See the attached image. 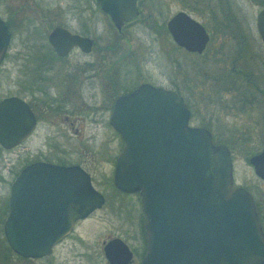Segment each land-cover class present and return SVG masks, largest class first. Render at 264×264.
<instances>
[{"label": "flooded vegetation", "instance_id": "af4514ba", "mask_svg": "<svg viewBox=\"0 0 264 264\" xmlns=\"http://www.w3.org/2000/svg\"><path fill=\"white\" fill-rule=\"evenodd\" d=\"M93 1L97 9L104 13ZM181 1V7L161 24L153 22L149 12L142 18L141 26L151 34L147 35L151 43L155 39L160 42V38L166 35L165 42L172 45V51L166 47H160L158 51L167 64L162 68L156 67L157 77L146 63L149 59L143 61L144 66L141 62L136 64L137 53L129 48L130 36L124 30L142 14V0H136L137 15L119 28L113 26L114 37L106 41L103 34L96 32L97 26L90 25L89 0H0V19L9 33L0 59V81L6 90L0 99L17 97L24 103L23 122L33 119L29 131L23 133L15 145H0L5 150L15 146L21 149L20 166L7 170L11 178L7 180L0 208V264H70L69 258L77 257L90 261L93 254L82 235L81 222L106 203L107 176L103 163L108 165L112 188L123 194L135 193L138 197L142 249L135 261V248L121 236L109 234L101 240L100 251L94 252L97 257L94 260L99 264H108L103 245L110 238L119 237L131 252L127 264H140L146 238L139 196L137 191H122L113 183L116 158L123 146L120 133L109 122L118 95L135 89L141 83H149L172 90L182 97L189 110L188 123L193 117L194 106H197V100L193 99L196 97L200 98L204 108L208 109V105L212 104L214 112L219 109L225 114L241 104L250 109L259 106L263 110L260 117L264 123V44L255 24L258 11L264 8V0ZM253 6L257 7L254 25L239 23L237 17L250 16ZM187 8H196V12ZM177 11L185 12L201 24L206 39L200 50L186 48L173 40L166 22ZM74 21L75 25L72 24ZM56 26L65 28L71 34L88 37L90 45L86 49L78 43L67 44L62 36H55L54 42H51L49 33ZM193 37L198 40L201 34H190L187 37L189 43L193 42ZM122 43L126 46L122 47ZM153 50L150 48L149 55L154 53ZM130 66L134 68L135 77L128 81ZM207 112V118L201 117L195 125L207 128L213 139L210 124L218 123L220 116L213 115L211 110ZM34 161L80 166L88 174L92 187L102 195L103 201L84 216L77 217L69 230L51 246L49 253L24 256L8 246L3 222L9 211L11 182L23 166ZM249 193L264 234V210L253 193ZM58 197L54 194L55 199ZM68 240L71 244L65 250Z\"/></svg>", "mask_w": 264, "mask_h": 264}, {"label": "water", "instance_id": "95a60500", "mask_svg": "<svg viewBox=\"0 0 264 264\" xmlns=\"http://www.w3.org/2000/svg\"><path fill=\"white\" fill-rule=\"evenodd\" d=\"M95 2L116 28L138 13L136 0ZM255 24L264 44V8ZM166 26L177 44L198 50L203 46L201 24L185 12H175ZM190 34L201 37L189 43ZM8 36L0 19V59ZM55 36L86 49L91 43L60 26L52 29L49 40L54 42ZM23 107L17 97L0 99L2 147L15 145L33 124L32 118L23 122ZM188 117L180 95L149 83L118 95L113 103L109 122L123 139L113 183L138 193L146 238L140 264H264V234L255 203L244 186H233L228 147L213 142L210 131L189 124ZM247 161L264 179V146ZM9 192L3 233L8 246L24 256L49 253L77 217L103 201L80 166L46 161L23 166ZM103 250L108 264H127L131 256L119 237L107 240Z\"/></svg>", "mask_w": 264, "mask_h": 264}, {"label": "rangeland", "instance_id": "374dc122", "mask_svg": "<svg viewBox=\"0 0 264 264\" xmlns=\"http://www.w3.org/2000/svg\"><path fill=\"white\" fill-rule=\"evenodd\" d=\"M187 2L191 3L192 1L187 0ZM89 4L90 25L97 26L96 32L103 34L105 41L110 40V38L112 39L115 30L108 16L97 9L93 0H89ZM182 4L183 2L181 0H142V14L128 28L124 29L128 31L127 33L130 36L131 45L129 48L134 49L137 53L135 59L136 64L137 62H141L142 66H144L143 61H148L149 59V62L146 63L148 67L151 66L153 68L152 70L155 75L156 67L162 68V66L167 64L162 59L161 52L158 53L160 47H166L169 51H172V45L168 41L165 42L167 40L166 35L163 39L160 38V42L155 39L154 43H151L147 38V35L151 36V34L141 26L143 24L142 18L149 12L153 22L155 21L161 24L173 11L180 8ZM251 8L252 13L250 16L246 18L242 16L237 17L240 21L239 23L250 26L254 25V13L257 7L253 6ZM189 10L193 13L196 12V8L195 10ZM203 17L199 16L200 19H205ZM219 17L221 16L219 15ZM72 24L75 25V21ZM92 31L95 32L94 29ZM92 34L94 35L95 33L92 32ZM121 45L122 47L126 46L125 43ZM150 48L154 49V53H151L152 56L149 55ZM133 67L135 68L134 65ZM133 67H129L128 81H131L135 77ZM4 86L1 80L0 95L6 92ZM193 99L197 100V106L193 108V117L189 123L192 125L199 123L201 117L207 118L209 114L207 111L210 110L213 115L216 116L217 114L220 116L218 123L215 124V122H212L210 126H212L211 129L214 134L213 139L220 140V143H227L229 149H231L233 184L247 187L253 193L256 201L261 203V207L264 210V179H260L254 174L251 165L247 161L249 155L264 146V123L260 117L263 115V110L259 106L250 109L241 104L237 107L235 106L225 114L220 112L219 109H216L214 112L212 110V104L208 105V109L204 108L205 106L203 107L201 105L199 97ZM20 153V146H15L11 150H5L0 147V208L2 207L1 203L6 193L7 180L11 178L7 170L20 166ZM102 168H104L107 176L105 185L107 194L106 203L100 210L95 211L89 218L81 222L82 235L85 238V242L88 243L87 248L92 251L93 256L90 261L79 257L69 258L71 260L69 262L70 264H99L97 260H94L97 258L94 252L100 251L101 240L109 234L119 235L124 238L136 250L135 261L139 259L143 234L141 230V214L138 197L135 193L123 194L112 188L111 178L108 175V165L103 163ZM68 242L65 244V250L68 249L71 240H68Z\"/></svg>", "mask_w": 264, "mask_h": 264}, {"label": "trees", "instance_id": "16d2710c", "mask_svg": "<svg viewBox=\"0 0 264 264\" xmlns=\"http://www.w3.org/2000/svg\"><path fill=\"white\" fill-rule=\"evenodd\" d=\"M213 141H214V142H221V141L218 140V139H215V140L213 139ZM225 144H226V146L228 147V144H227V143H225ZM228 148H229V147H228Z\"/></svg>", "mask_w": 264, "mask_h": 264}]
</instances>
